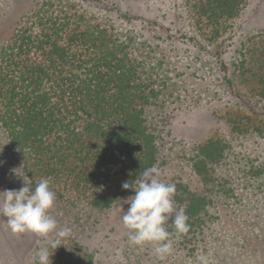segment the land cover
<instances>
[{"label":"rangeland","instance_id":"1","mask_svg":"<svg viewBox=\"0 0 264 264\" xmlns=\"http://www.w3.org/2000/svg\"><path fill=\"white\" fill-rule=\"evenodd\" d=\"M7 1L0 0V45L40 0H26L21 11ZM69 1L106 26L154 77L157 96L145 109L157 148L154 166L175 184L174 200L185 208L190 230L177 235L169 221L174 250L164 259L151 244L131 246L121 221L130 207L124 200L135 194L129 188L108 208L55 201L59 227L72 229L59 240L78 241L95 264H199V255L211 264H264V55L256 63L259 55L250 49L252 39L264 46V0H250L214 39L201 29L190 0ZM245 70L254 74L240 75ZM208 139L219 140L222 154L197 173L193 164ZM19 173V155L0 124V191L21 188ZM4 233L12 232L0 216V264H33L38 248L57 239L25 232L8 236L12 244Z\"/></svg>","mask_w":264,"mask_h":264},{"label":"trees","instance_id":"2","mask_svg":"<svg viewBox=\"0 0 264 264\" xmlns=\"http://www.w3.org/2000/svg\"><path fill=\"white\" fill-rule=\"evenodd\" d=\"M15 1L7 3L19 5V11L27 5ZM248 2L190 0L211 39L225 34ZM16 21L13 36L0 45V124L23 173L33 190L48 178L56 201L85 200L108 208L126 192L123 182L134 184L155 164L157 148L145 118L157 96L154 77L128 46L73 1L40 0ZM260 41L251 42L259 55L256 63L264 55ZM245 73L254 74L240 75ZM199 150L202 158L193 167L203 173L206 161L221 156L222 146L208 139ZM59 243L49 248L51 264H95L78 241Z\"/></svg>","mask_w":264,"mask_h":264},{"label":"clouds","instance_id":"3","mask_svg":"<svg viewBox=\"0 0 264 264\" xmlns=\"http://www.w3.org/2000/svg\"><path fill=\"white\" fill-rule=\"evenodd\" d=\"M20 176L24 180L21 188L0 191V216L6 218L14 234L31 232L47 239L49 234L55 233L57 239L49 240L48 246L39 247L32 258L33 264H51L49 248L56 249L61 245L59 239L70 235L72 229L66 225L59 227L56 216L51 212L55 207L56 192L50 187V180L42 178L32 190L30 180ZM162 176V170L152 166L139 173L134 184L123 182L122 188H133L135 194L124 200L130 204L127 211L121 207V221L128 230L129 244L138 247L151 244L154 254L160 259L174 250L169 221L177 235L190 230L185 208H177L174 200L175 184L164 181ZM197 260L199 264H211L208 255H199Z\"/></svg>","mask_w":264,"mask_h":264}]
</instances>
